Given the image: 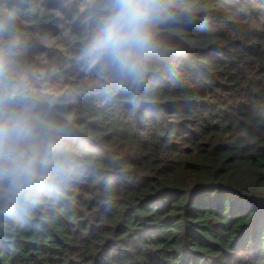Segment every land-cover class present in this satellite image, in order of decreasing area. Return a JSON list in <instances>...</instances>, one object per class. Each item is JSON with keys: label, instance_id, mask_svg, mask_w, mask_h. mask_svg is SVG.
<instances>
[{"label": "trees", "instance_id": "trees-1", "mask_svg": "<svg viewBox=\"0 0 264 264\" xmlns=\"http://www.w3.org/2000/svg\"><path fill=\"white\" fill-rule=\"evenodd\" d=\"M104 2L25 0L16 18L24 87H0V120L26 112L87 160L26 209L0 183V264H264V0H172L143 86L79 62L47 91V57L80 61Z\"/></svg>", "mask_w": 264, "mask_h": 264}, {"label": "clouds", "instance_id": "clouds-1", "mask_svg": "<svg viewBox=\"0 0 264 264\" xmlns=\"http://www.w3.org/2000/svg\"><path fill=\"white\" fill-rule=\"evenodd\" d=\"M24 11L25 0H0V33L11 34L0 48V87L6 101L24 87L22 79L9 87L13 52L23 46L13 30ZM174 14L172 0H105L91 16L81 65L103 69L116 86H143L168 55L157 27ZM86 160L81 150H71L26 112L0 120V183L15 208L43 200L57 180L71 178Z\"/></svg>", "mask_w": 264, "mask_h": 264}, {"label": "rangeland", "instance_id": "rangeland-1", "mask_svg": "<svg viewBox=\"0 0 264 264\" xmlns=\"http://www.w3.org/2000/svg\"><path fill=\"white\" fill-rule=\"evenodd\" d=\"M59 1L62 5L64 4L68 8H70L71 4L74 2V0H59ZM61 53H62L60 54L61 56L55 53L50 54L46 59V63L51 61L50 65L52 64L53 65L51 66V70L46 74V76L44 75L42 79L43 83H40L39 85L40 86L42 85L43 87H47L48 88L47 91L49 90L56 91V89L65 90V88H63V85L61 83L65 82L66 80H71V79L73 80L77 78V75H79V73L82 72V67L78 66L80 61H77V59L74 58L72 60L73 61L72 65H70V61L72 59L71 54H69L68 51H64ZM55 65H57L58 68H63L62 72L66 68V72L64 74H61V77H59L58 76L59 74L56 73Z\"/></svg>", "mask_w": 264, "mask_h": 264}]
</instances>
